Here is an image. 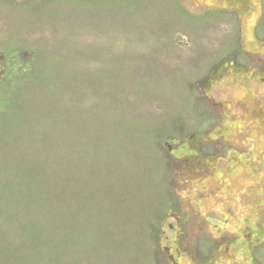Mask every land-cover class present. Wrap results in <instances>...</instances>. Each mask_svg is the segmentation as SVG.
Listing matches in <instances>:
<instances>
[{"label":"rangeland","instance_id":"374dc122","mask_svg":"<svg viewBox=\"0 0 264 264\" xmlns=\"http://www.w3.org/2000/svg\"><path fill=\"white\" fill-rule=\"evenodd\" d=\"M0 264H264V0H0Z\"/></svg>","mask_w":264,"mask_h":264}]
</instances>
